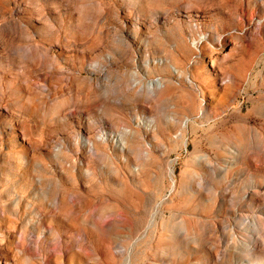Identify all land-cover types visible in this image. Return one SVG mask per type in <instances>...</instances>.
Segmentation results:
<instances>
[{"label":"rangeland","instance_id":"374dc122","mask_svg":"<svg viewBox=\"0 0 264 264\" xmlns=\"http://www.w3.org/2000/svg\"><path fill=\"white\" fill-rule=\"evenodd\" d=\"M0 264H264V0H0Z\"/></svg>","mask_w":264,"mask_h":264},{"label":"bare ground","instance_id":"6f19581e","mask_svg":"<svg viewBox=\"0 0 264 264\" xmlns=\"http://www.w3.org/2000/svg\"><path fill=\"white\" fill-rule=\"evenodd\" d=\"M225 74L228 77V81H227L228 86L229 87L230 86H234L235 85L234 84L235 77H233L230 74V72H227V71H226ZM148 88H149V91L151 92V94L153 95V97H154V99H155V101L157 103H160V102H162V101H164L166 99L169 100L170 95H171L172 90H173V87L168 85V84H166L164 81H162V79H159L157 82L149 83L148 84ZM206 110H207V107L205 109H203V114H205ZM233 138L238 139L236 132H234ZM79 139H80V136H79ZM104 139H105V137L101 138L100 140L103 141ZM85 145H86V148H88L90 151H92V152L95 151V141L88 140ZM252 187L255 188V189H258L259 185H256V183H253ZM183 228H184V226H183Z\"/></svg>","mask_w":264,"mask_h":264}]
</instances>
